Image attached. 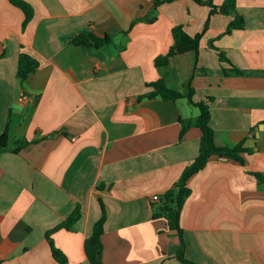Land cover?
<instances>
[{
    "label": "crops",
    "instance_id": "obj_1",
    "mask_svg": "<svg viewBox=\"0 0 264 264\" xmlns=\"http://www.w3.org/2000/svg\"><path fill=\"white\" fill-rule=\"evenodd\" d=\"M23 1L33 11L24 27L21 10L0 0V264H59L53 250L65 264H182L179 238L153 217L151 197L197 157L201 132L186 99H138L162 78L208 105L216 147L249 151L243 165L212 156L188 180L185 258L264 264V184L253 176H264V0H235L243 29L228 34L233 16L192 0ZM174 26L202 34L198 51L159 68ZM86 31L111 44H71ZM21 54L38 63L23 82ZM181 122L191 124L182 136ZM21 140L29 144L14 153ZM76 209L78 220L54 231ZM101 209L99 256L91 234Z\"/></svg>",
    "mask_w": 264,
    "mask_h": 264
},
{
    "label": "trees",
    "instance_id": "obj_2",
    "mask_svg": "<svg viewBox=\"0 0 264 264\" xmlns=\"http://www.w3.org/2000/svg\"><path fill=\"white\" fill-rule=\"evenodd\" d=\"M8 1L11 5L18 8L23 13L24 20L22 22V27H24L32 17L33 11L31 6L23 0ZM171 1L173 0H153V7L156 8L161 3H169ZM192 1L197 5L208 7L210 10V15L220 14L224 16H233V21L225 30L226 34L230 33L232 30L243 29V19L236 13L235 10V0H225L220 6H214L211 0ZM171 35L173 39V45L169 48L165 55L157 57L154 61L155 65L159 68L167 67L170 58L174 56L183 55L188 52H197L199 48V41L202 37V34H197L194 36L188 35L184 31L182 26H174L171 30ZM71 44L77 47L99 50L111 44V37L109 35L98 37L93 33L86 31L75 36L71 40ZM218 56L221 57V59L224 58L221 53H219ZM37 67L38 63L35 60L31 59L25 54H21L18 62L17 78L20 80V82H23L27 76H29L36 70ZM146 89V93L139 97V100L160 99L162 101L174 102L179 99H186L191 106L198 109V117L195 123V126L201 132L198 155L193 160V162L184 169L175 185L170 190L161 195L158 207L156 208V211L153 215L154 218L165 219L168 229L170 231H174L178 236L179 247L174 252V257L182 264H195L185 258V243L183 240V232L179 226L180 211L185 199L190 194V190L187 187V182L195 173L199 172L205 166L210 157L218 156L221 158L233 160L240 165H243V159L240 157V154L247 153L249 151L242 148L241 145H238L233 149L218 148L214 145L213 131L209 126L210 114L208 105L204 102L194 103L192 101L193 91L191 89H189L186 95H181L180 93L169 89L163 78L159 79L156 82L147 84ZM181 124L183 125L181 127L180 136H182V134L191 125L190 123L184 124L182 122ZM28 144L29 142H27L26 140L16 142L13 152H19L21 148ZM5 150H7L6 130L3 132V134L0 135V153ZM253 176L258 183L264 184V176H261L257 173H253ZM79 217V210H74L72 214L54 231L59 229H69L78 220ZM104 220L105 213L104 210L101 209L100 219L93 226L91 234V242L98 247L99 256L101 255L100 236L102 234V226ZM47 240H49L48 236ZM52 253L53 257L59 264H65L64 257L58 251L53 250Z\"/></svg>",
    "mask_w": 264,
    "mask_h": 264
},
{
    "label": "built area",
    "instance_id": "obj_3",
    "mask_svg": "<svg viewBox=\"0 0 264 264\" xmlns=\"http://www.w3.org/2000/svg\"><path fill=\"white\" fill-rule=\"evenodd\" d=\"M159 200H160V197H159L158 195H153V196L151 197V201H152V202H159Z\"/></svg>",
    "mask_w": 264,
    "mask_h": 264
},
{
    "label": "rangeland",
    "instance_id": "obj_4",
    "mask_svg": "<svg viewBox=\"0 0 264 264\" xmlns=\"http://www.w3.org/2000/svg\"><path fill=\"white\" fill-rule=\"evenodd\" d=\"M191 110H193L195 112V114L197 115L198 114V110L197 108H190Z\"/></svg>",
    "mask_w": 264,
    "mask_h": 264
}]
</instances>
